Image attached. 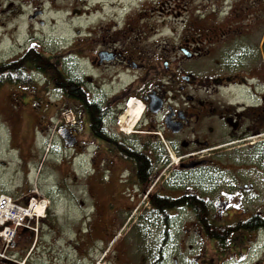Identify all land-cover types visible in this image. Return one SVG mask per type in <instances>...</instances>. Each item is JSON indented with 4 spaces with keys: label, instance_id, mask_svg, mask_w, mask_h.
I'll use <instances>...</instances> for the list:
<instances>
[{
    "label": "flooded vegetation",
    "instance_id": "af4514ba",
    "mask_svg": "<svg viewBox=\"0 0 264 264\" xmlns=\"http://www.w3.org/2000/svg\"><path fill=\"white\" fill-rule=\"evenodd\" d=\"M28 1L19 5L21 9L30 6L28 22L44 27L42 4L49 2L52 6L53 0H37L40 4ZM180 3L146 0L144 5H133L125 11L119 24L108 18L102 22L104 28L99 21L92 40L81 46L86 40L76 37L72 46L64 47L60 62L28 46L0 64L18 62L25 56H42L43 60L37 66L30 62L15 65V76L20 81L3 85L29 89L34 72L46 83L54 84L76 120L61 127L63 147L79 154L92 153L96 193H105L106 185L116 180L127 185V197L143 199L151 211L148 199L160 196L173 200L201 198L207 202L209 212H233L232 205L258 197L256 152L264 148V0H223L225 6L216 10L224 13L220 43L212 40L206 27L203 33L198 21L189 20V39L179 38L178 47L166 55L158 43L161 47L165 25L180 19ZM12 4L7 6L11 13ZM4 12L0 9V16ZM95 12L101 14L100 9ZM213 12L197 5L190 6L188 14L189 19H195V13L209 17ZM153 14L156 18L151 21ZM7 24L1 17L0 29ZM17 31L18 26L3 30L0 40L16 39L20 34ZM65 31L69 34L68 25ZM79 33L73 32L75 36ZM181 42L188 45L181 47ZM57 62L63 66L59 68ZM41 66L49 69L44 71ZM21 70L23 75L19 76ZM25 97L18 95L23 101ZM138 107L141 113L136 116ZM150 142L160 150L159 155L162 151L170 153L173 162L169 156L154 160L150 167L152 183L148 185L147 160L155 158ZM132 154L140 161L132 162ZM116 164L124 167L116 168ZM231 165L237 167L236 176L229 174ZM171 209L191 212L180 205ZM150 213L159 222L151 226L154 237L153 228L141 229L135 239L126 240L113 254L103 243V248L96 249L103 255L92 258L91 264H213L211 258L191 256L196 252L190 242L184 243L183 256L179 251L181 242L172 241L169 235L175 226L165 227L153 211ZM254 214L256 211L229 222L232 226L225 225L224 245L219 247L221 264H258L256 254L262 250L264 255V229L235 225ZM134 226L130 225L127 236ZM198 227L200 236L206 234L204 226Z\"/></svg>",
    "mask_w": 264,
    "mask_h": 264
},
{
    "label": "rangeland",
    "instance_id": "374dc122",
    "mask_svg": "<svg viewBox=\"0 0 264 264\" xmlns=\"http://www.w3.org/2000/svg\"><path fill=\"white\" fill-rule=\"evenodd\" d=\"M18 1L0 0V9L5 11L0 20L2 17L10 23L0 29V35L3 30L15 26H18L17 33H20L18 36L16 33V39L0 40V62L24 51L28 46L49 56L53 62H60L64 47L72 46L76 37L86 40L81 46L92 40L99 21L102 27L105 26L102 22L108 18L119 24L130 7L146 3V0H53L52 6L49 2L42 4V21L45 24L41 27L38 22H28L30 6L24 9L19 7L26 0ZM100 1L103 2L100 3L101 7L98 5ZM11 2H14L10 7L13 13L7 10ZM28 2L40 4L37 0ZM197 5L208 7L210 12H214L209 17L195 13L196 18L189 19L190 6ZM223 6V0H181L180 19H175L170 24L172 26L165 25L164 41L161 47L158 43L159 49H164L167 55L178 47L179 38L189 39L190 21H198L202 32L205 33L206 27L212 40L220 43L218 35L221 37L224 13L218 14L216 10ZM97 9L101 10V14L95 12ZM76 10L80 12L77 14ZM154 18L155 14L150 15L151 21ZM66 25L69 34H66ZM77 30L80 33L75 36L73 32ZM31 40L35 43L30 44ZM262 42L264 45V36ZM180 44L181 47L188 45L186 42ZM261 61L264 68V56ZM59 62L57 66L61 68L63 65ZM82 66L83 62H80V69ZM256 67L260 68L258 65ZM86 72L90 70L87 68ZM32 78L34 81H31L29 89L11 85L0 87V197H8L25 209L30 205L45 204L44 218L33 217L26 229H20L9 242L7 233L4 234L0 227V264H91L92 258L103 255L96 251L103 243L113 254L126 240H132L138 231L152 229L159 222L150 213L152 211L146 201L126 196L128 187L124 183L114 180L106 185L105 193H96V178L92 175L95 165L90 161L92 153L79 154L65 149L58 134L65 124H74V112L70 113L67 105L62 103L60 92L53 83H46L36 72ZM20 94H24L26 100L18 99ZM153 149H157V146L154 145ZM123 167L122 164H116V168ZM229 167V174L236 176L237 167ZM240 173L246 175L245 172ZM256 192V200H242L237 207L232 205L230 211L233 212H210L209 221L228 226L229 222H235L254 211H264V148L256 152ZM133 223V232L127 236L126 232ZM145 224L147 227H144ZM171 224L175 230L169 235L172 241L181 242L179 251L183 256H186V252L182 247L184 243L190 242L196 252L191 256L211 258L213 264L222 263L220 246L205 233L199 235V225L190 212L175 213ZM108 231L110 236L107 235ZM151 232L154 237L155 229ZM138 236L140 240V234ZM261 251L254 256L259 258L256 259L258 264H264ZM244 264L256 262L246 261Z\"/></svg>",
    "mask_w": 264,
    "mask_h": 264
},
{
    "label": "trees",
    "instance_id": "16d2710c",
    "mask_svg": "<svg viewBox=\"0 0 264 264\" xmlns=\"http://www.w3.org/2000/svg\"><path fill=\"white\" fill-rule=\"evenodd\" d=\"M25 56L23 60L21 61H14L11 60L10 62L0 64V87L5 84H15L19 82L20 78H17L15 76L14 69L16 68L15 65L18 64H24V63H34L35 66L39 65L40 60H43L42 56ZM32 60V61H31ZM51 68L53 69V75H54V66L52 65ZM41 69L44 71H47L49 69L48 66H41ZM19 76L23 75V71L18 72ZM154 144L151 142L149 143L150 151H152L153 156L155 155V158H149L148 161V168H147V178L148 179V185H151L152 179L151 177V166L153 165L152 162L159 161L160 156L157 154L158 150L153 149ZM156 146V145H155ZM133 159L132 162L140 161L138 157H135V154H132ZM129 160V157L126 158ZM148 203L150 204V207L152 211L156 214V216L159 218L162 225L165 227H168V225H172L171 221L174 218L175 213L180 212H173L171 211L175 205H180L181 207L186 206L188 209H190V213L193 215L194 220L196 223H198L199 226H204L206 235L212 239L215 240L219 246H223L224 238L226 235V228L223 225L214 224L209 221L208 214L210 213L208 210V204L201 198H195L194 200H173L171 198L167 197H160L158 196L156 199H148ZM171 209V210H170ZM211 220V219H210ZM235 225L242 227L244 229H252V230H262L264 229V211H256V215H252L250 218H247L241 222L236 223ZM232 226V225H229ZM234 226V225H233Z\"/></svg>",
    "mask_w": 264,
    "mask_h": 264
},
{
    "label": "built area",
    "instance_id": "2783aa9c",
    "mask_svg": "<svg viewBox=\"0 0 264 264\" xmlns=\"http://www.w3.org/2000/svg\"><path fill=\"white\" fill-rule=\"evenodd\" d=\"M31 217V212L16 205L9 198H0V226L5 223H11L13 226L12 229H5V234L7 233L8 237H12L18 227H24L26 218ZM5 237L7 236L5 235Z\"/></svg>",
    "mask_w": 264,
    "mask_h": 264
},
{
    "label": "bare ground",
    "instance_id": "6f19581e",
    "mask_svg": "<svg viewBox=\"0 0 264 264\" xmlns=\"http://www.w3.org/2000/svg\"><path fill=\"white\" fill-rule=\"evenodd\" d=\"M141 113V108L140 107H138L137 108V110H136V112H135V114H136V116H138L139 114ZM45 204H41V205H33V207H36L35 209H33V207L31 206V209H32V211H34L36 214H37V216L39 217V218H44L43 217V210L45 209ZM41 210H42V212H41Z\"/></svg>",
    "mask_w": 264,
    "mask_h": 264
},
{
    "label": "water",
    "instance_id": "95a60500",
    "mask_svg": "<svg viewBox=\"0 0 264 264\" xmlns=\"http://www.w3.org/2000/svg\"><path fill=\"white\" fill-rule=\"evenodd\" d=\"M58 134L61 136V138H65V135L61 130L58 132Z\"/></svg>",
    "mask_w": 264,
    "mask_h": 264
}]
</instances>
